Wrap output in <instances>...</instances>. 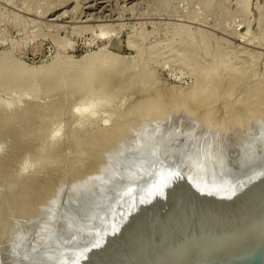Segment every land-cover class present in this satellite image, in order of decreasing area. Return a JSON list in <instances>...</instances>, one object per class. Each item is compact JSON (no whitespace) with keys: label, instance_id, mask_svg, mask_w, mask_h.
Masks as SVG:
<instances>
[{"label":"rangeland","instance_id":"rangeland-1","mask_svg":"<svg viewBox=\"0 0 264 264\" xmlns=\"http://www.w3.org/2000/svg\"><path fill=\"white\" fill-rule=\"evenodd\" d=\"M243 1L0 0L1 81L9 63L52 64L58 45L67 71L101 46L119 59L76 91L42 71L19 90L13 75L14 89L0 83V264H46L56 242H76L158 137L166 159L184 140L208 160L264 143V0ZM218 56L231 61L207 75Z\"/></svg>","mask_w":264,"mask_h":264},{"label":"water","instance_id":"water-1","mask_svg":"<svg viewBox=\"0 0 264 264\" xmlns=\"http://www.w3.org/2000/svg\"><path fill=\"white\" fill-rule=\"evenodd\" d=\"M187 144L166 160L158 137L46 264H264V143L227 163Z\"/></svg>","mask_w":264,"mask_h":264},{"label":"bare ground","instance_id":"bare-ground-1","mask_svg":"<svg viewBox=\"0 0 264 264\" xmlns=\"http://www.w3.org/2000/svg\"><path fill=\"white\" fill-rule=\"evenodd\" d=\"M67 1V0H66ZM111 1V0H110ZM122 1V0H121ZM243 1V0H242ZM248 1V0H247ZM61 2V1H60ZM64 2H65V0H64ZM86 2V1H85ZM117 2H118V0H117ZM243 2H245L244 4H247V2H246V0L245 1H243ZM69 3V2H68ZM97 3H98V1H97ZM105 3V2H104ZM114 3V2H113ZM128 3V2H127ZM56 4V3H55ZM107 4V3H106ZM106 4H104V5H106ZM112 4V3H111ZM53 6V5H52ZM55 6V5H54ZM60 6V5H59ZM58 6V7H59ZM63 6V5H62ZM80 6V5H79ZM88 6V5H87ZM92 6V5H91ZM90 6V7H91ZM98 6V5H97ZM100 7V6H99ZM104 7V6H103ZM49 8V7H48ZM53 8V7H52ZM51 8V9H52ZM55 8H56V6H55ZM102 8V7H101ZM54 9V8H53ZM59 9V8H58ZM106 9V8H105ZM105 9H103V10H105ZM50 10V9H49ZM107 10H108V8H107ZM110 10V9H109ZM64 11V10H63ZM65 11H67V10H65ZM99 11V10H98ZM113 11V10H112ZM89 12V11H88ZM108 12V11H107ZM94 13V12H93ZM111 13V12H110ZM55 14V13H54ZM61 14V13H60ZM84 14V13H83ZM92 14V13H91ZM105 14H106V12H105ZM111 14H113V13H111ZM57 16V15H56ZM58 16H60V15H58ZM62 16V15H61ZM87 16H88V14H87ZM91 16V15H90ZM103 16H104V14H103ZM79 17H81V16H79ZM86 17V16H85ZM108 16H106V18H107ZM110 17V16H109ZM93 18V17H92ZM96 18H98V16L96 17ZM72 19V18H71ZM79 19V18H78ZM104 21H106V20H104ZM103 21V22H104ZM108 22V21H107ZM106 22V23H107ZM99 26V25H98ZM105 28V27H104ZM103 28V29H104ZM103 31V30H102ZM102 33L103 32H100V35L99 36H101L102 35ZM101 38V37H100ZM193 45V42H190L189 43V47H188V49H190L191 48V46ZM102 47V46H101ZM100 47V49L99 50H97L98 52H95L94 54H91L89 57H83V58H79V59H73L72 60V58H71V61H70V66L72 67V66H78L79 67V65H76V64H78L79 63V61H82V60H88V63L86 64H84V65H82V67H80V68H82L81 70L80 69H78L77 71H79L78 73H77V71L76 70H72V68L70 69V68H68L69 70L67 71L66 69H64V71L66 70L67 71V73H65L64 71H60V69L59 68H61L59 65V62L61 61V60H59L61 57V55L59 56V53H60V48H61V46L60 45H58V55L53 59V63L52 64H50V65H48L47 67H39V69H33V68H30L29 69V72H28V68L26 69V67H25V69L27 70H24V66L25 65H23V67H22V65L20 66L19 64V67H18V65L16 64L15 66H13L12 67V64L11 63H9V65H8V68H5V73L4 74H8L7 76L8 77H10V75H13V77H15L14 79V81H16V78H18V81H19V79L21 80V78L23 79V76L22 75H24V77H25V75H27V73H29V75L31 76L30 77V79H33V78H35V76H36V74H38V72L40 73L41 71L43 72L42 74L44 75V77H43V75H41L42 76V78H47V80L49 79V82L51 81H53V80H55V79H57L56 78V76H59L60 77V79H59V77H58V79L60 80L59 81V83H62L63 84V82H65V80H69L70 82H69V85L71 86V85H73L74 84V86H73V89L76 91V88H79L80 87V85H81V83L79 84V81H78V79L79 78H81V79H83L84 81H85V86L87 87L88 85H90V79H92V77H93V74L95 73V71L98 69V67H103L106 71H109L108 70V68L109 67H111V66H113L114 65V63L115 62H118L119 61V59H118V56L116 55V54H109V52H107L106 53V49L107 48H105L104 46L101 48ZM207 50V49H206ZM209 50V49H208ZM2 52V51H1ZM103 53H104V55H103ZM105 53H106V55H105ZM7 54H8V52L6 53V52H2L1 54H0V63L2 64V62L1 61H3L2 59H6V58H8L7 57ZM9 54L11 55V52L9 51ZM213 54V53H212ZM100 55H103L100 59H98V56H100ZM223 56V55H222ZM64 57V56H63ZM67 57V56H66ZM210 56H209V52H202V53H200L199 55H196V56H194L193 58L194 59H197L198 61H200L201 60V58L202 59H208ZM223 57H225V56H223ZM70 58V57H69ZM68 58V59H69ZM120 58V57H119ZM218 58H219V56H218ZM67 59V60H68ZM95 59V60H94ZM220 60L217 62V65H215V66H213V67H211L210 69H209V71H207V75H213V74H215V72L217 71L216 69H218V67H219V64L221 65L224 61L226 62V59H223L222 58V60H221V58H219ZM234 59V58H233ZM101 60V62H99ZM102 61H104V62H102ZM223 61V62H222ZM229 61H231V60H229ZM229 61L227 60V62L229 63ZM6 63L5 65L7 66V62H6V60H4L3 61V63ZM15 61H13V63H14ZM226 62V64H228ZM99 65V64H101L100 66H95V65ZM225 64V65H226ZM3 65V64H2ZM63 65H64V63H63ZM66 66V65H65ZM67 66L69 67V63H67ZM2 67H4V66H2ZM0 68H1V66H0ZM23 68V69H22ZM113 68V67H112ZM241 68V67H240ZM7 69V70H6ZM62 68H61V70H63ZM232 69H234L233 71H237V68H232ZM236 69V70H235ZM239 69V68H238ZM244 70V69H243ZM2 69L0 70V72L2 73ZM111 71V70H110ZM230 71H231V69H230ZM239 71V70H238ZM60 72V74L59 75H57L58 73ZM62 72H64V73H62ZM209 72V73H208ZM227 73L229 72V71H226ZM232 72V71H231ZM206 73V72H205ZM234 73H236V72H234ZM3 74V73H2ZM2 74H0V75H2ZM54 74H56V75H54ZM109 74H111V73H109ZM63 75V76H62ZM5 75H3V77H4ZM6 76V78L4 77V79H3V81H1L0 83H2V84H4L5 83V81H7V83L8 84H6V87H7V85L8 86H10L11 84H12V82H13V79H12V82H11V78H13V77H10V79L8 78ZM22 76V77H21ZM40 76V77H41ZM52 76H55V78H53ZM52 77V78H51ZM7 78L10 80V81H8L7 80ZM6 79V80H5ZM77 79V80H76ZM5 80V81H4ZM83 80H81L82 82H83ZM18 81H16V85H15V83H13L14 85H15V89L17 90H19L20 89V87H17V85H18ZM56 82H54L53 81V84L54 83H56L55 84V86L56 87H58V86H60V84L58 85L57 83H58V81L57 80H55ZM78 81V82H77ZM4 82V83H3ZM9 82H11L10 84H9ZM32 82H33V80H32ZM48 82V81H47ZM49 82H48V87L50 86L51 87V84H49ZM89 83V84H86V83ZM93 82V81H92ZM220 82V81H219ZM20 83V82H19ZM31 83V82H30ZM34 83V82H33ZM67 83V84H66ZM216 83H218V80H217V82ZM13 84H12V87L13 88H10V89H14V86H13ZM28 84H29V82H28ZM32 84V83H31ZM61 84V85H62ZM65 84H66V86L65 87H67V85H68V81H66L65 82ZM76 84H78V86L76 85ZM92 84H95L94 82L92 83ZM91 84V85H92ZM68 85V86H69ZM90 85V86H91ZM0 86L1 87H3L1 84H0ZM20 86V85H19ZM28 86H30V88H29V92L30 93H32V91H30L31 90V87L33 86V84L32 85H28ZM54 86V85H53ZM52 86V87H53ZM63 86V85H62ZM62 86L60 87V89L62 90ZM76 86V87H75ZM85 86H83V87H85ZM75 87V88H74ZM82 87V88H83ZM55 87H53L52 88V90L54 89ZM64 88V87H63ZM87 88H90L89 86L87 87ZM8 89H9V87H8ZM71 89H72V86H71ZM70 89V90H71ZM68 90H69V88H68ZM30 93H28V91H27V94H26V92H25V94L26 95H28L29 94V96L31 95ZM24 94V95H25ZM27 97V96H26ZM25 98V97H24ZM27 99V98H26ZM80 114H81V116H87L86 115V113L83 111H80V113H79V116H80ZM254 146H257V144L256 145H254ZM252 147V146H251ZM248 150L250 149L251 150V148H247ZM247 149H241L242 151H241V154H244V153H246V150ZM207 149L205 148V149H203V152H201V153H198L197 154V160H199V161H210V159L208 160V158L207 159H205L206 158V151ZM254 151H256V148L255 149H253L252 148V152H254ZM200 152V151H199ZM247 153H248V151H247ZM227 157L228 156H226V155H223V156H220V163H227ZM215 158V157H214ZM218 158V157H217ZM166 160H173V158H170V159H166ZM88 229V228H87ZM80 237V236H79ZM78 240V239H77Z\"/></svg>","mask_w":264,"mask_h":264}]
</instances>
